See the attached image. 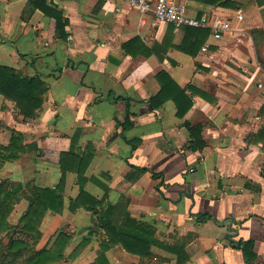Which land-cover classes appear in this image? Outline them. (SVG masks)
Listing matches in <instances>:
<instances>
[{
    "label": "crops",
    "instance_id": "0c3cea01",
    "mask_svg": "<svg viewBox=\"0 0 264 264\" xmlns=\"http://www.w3.org/2000/svg\"><path fill=\"white\" fill-rule=\"evenodd\" d=\"M46 1L67 19L65 40L54 38L50 18L28 0H0V65L39 76L47 88L33 117L0 95V146L14 133L21 144L36 146L6 161L0 178L55 188L61 152L91 153L81 185L75 172L65 173L62 213L48 210L41 221L53 233H67L65 258L89 238L69 264H179L171 248L183 239L181 264H244L239 238L254 241V262L264 264V0H228V6L184 0L193 16L229 18L241 10L245 18H232L217 36L209 30L205 52L169 48L159 59L122 48L133 38L150 48L169 27L130 0ZM171 33L173 44L180 43L183 28ZM160 71L192 99L182 117L170 99L150 106ZM127 100L133 124L122 128ZM188 124L200 126L202 148L187 149L194 143ZM133 139L134 147L127 142ZM81 189L103 199V208L124 199L131 218L151 225L158 244L149 255L117 244L97 261L106 242L97 228L101 208L75 207Z\"/></svg>",
    "mask_w": 264,
    "mask_h": 264
},
{
    "label": "trees",
    "instance_id": "16d2710c",
    "mask_svg": "<svg viewBox=\"0 0 264 264\" xmlns=\"http://www.w3.org/2000/svg\"><path fill=\"white\" fill-rule=\"evenodd\" d=\"M44 15L48 16L53 23L54 38L65 40L67 32L65 26L67 19L63 16L61 10L53 3H48L46 0H28ZM207 4L220 6H228V0H199ZM173 29L169 25L167 33L161 42H155L152 47L145 46L139 38H133L122 44L126 54L135 57L138 54L148 56L154 53L158 59L162 58L169 48H175L183 53L195 56L199 49L203 46L208 34L209 28L202 27H184L183 38L178 44H173ZM70 63V61H69ZM68 63V64H69ZM71 64V63H70ZM264 68V61L261 62ZM155 79L159 84L158 92L150 97L149 103L153 108L159 107L164 101L170 99L176 107V115L182 117L192 105L191 97L186 93V90L170 77L166 71H160L156 74ZM188 89L193 93L204 97V93L198 89L188 86ZM47 88L44 81L39 76H25L15 71L13 68L0 65V95L14 103L17 111L25 117H33L41 108L44 100V93ZM110 96V95H108ZM126 111L124 114V122L122 128L130 127L133 122L130 119L132 114L129 111V103L126 101ZM188 131L191 140H194L187 149L202 148L203 141L200 139V126H190ZM261 137H264V131H261ZM260 135V134H259ZM134 147L137 139L127 140ZM31 149H36L35 145L21 144V136L19 133H14L8 145L0 146V167L6 161L17 159L19 154L25 153ZM91 153L84 155L73 152H61L59 157V165L61 175L59 182L55 188L40 187L30 185V183L12 182L10 185L8 179L0 180V233L8 232L10 224L8 217L13 209V205L19 202L21 194H26L28 190L30 195H27L28 203L25 211L19 218L22 223L21 228L28 234H31L33 239H38L41 235L39 230L40 223L48 210L56 214H61L63 211V196L61 192L64 186L65 173L73 171L78 176V182L84 181V171L90 161ZM140 171L149 170L146 167L139 168ZM153 177H159L161 174L151 171ZM103 199H97L88 194L84 190H80L79 194L72 200L75 207H81L85 210L97 212V207L101 208L99 214V222L97 228H101L106 236L105 244L101 245V252L96 257L97 261L105 260V251L112 245H121L127 252L138 254L140 256H148L150 253L149 247L152 244H158L154 237V229L151 225L137 221L131 218L126 211V202L124 199L119 200L114 205L101 207ZM204 216H210L205 213ZM211 218V217H210ZM94 229L90 227L88 234H91ZM184 240H180L179 244L171 249L178 255L177 263L181 264L187 260L183 244ZM89 241L88 237L82 238L76 248L64 257L63 250L68 242L67 233L63 229H57L55 236L50 242L49 247L37 249L33 254L23 258L25 249L29 244L23 240L9 237L6 244L0 246V264H12L13 261H21L22 264H55L63 259L72 260L81 248ZM241 249L244 264H256L254 262L256 253L254 251V241L252 239H241L234 241Z\"/></svg>",
    "mask_w": 264,
    "mask_h": 264
},
{
    "label": "built area",
    "instance_id": "2783aa9c",
    "mask_svg": "<svg viewBox=\"0 0 264 264\" xmlns=\"http://www.w3.org/2000/svg\"><path fill=\"white\" fill-rule=\"evenodd\" d=\"M52 2V0H49ZM130 5L143 13H151L156 20L164 21L173 28L180 29L184 27H202L209 28L211 34L217 36L220 31L231 28L232 18L243 20L245 18L241 10L234 12L232 17L218 15L207 17L191 15L185 5L184 0H130ZM206 45L201 47V51H206ZM264 80V76H263ZM264 93V83L260 85Z\"/></svg>",
    "mask_w": 264,
    "mask_h": 264
},
{
    "label": "rangeland",
    "instance_id": "374dc122",
    "mask_svg": "<svg viewBox=\"0 0 264 264\" xmlns=\"http://www.w3.org/2000/svg\"><path fill=\"white\" fill-rule=\"evenodd\" d=\"M5 175H7V174L5 173ZM2 178H0V180H2ZM8 181L10 182L9 183L10 185L12 184V182H16L13 180H8ZM27 195H30L29 190L26 194H21V198H20L19 202L15 203L13 205V209H12V211L8 217V222H9L8 224H10L9 231L0 233V246L6 244L9 237H14V238L23 240L29 244V246L24 251V254L22 256L23 258L30 256L37 249H40L42 247H49L50 242L52 241V239L55 236V232L53 233V231H52L53 229H50V228L47 229L46 228V224H45L46 221L43 223L42 222L40 223L39 230L41 232V235L38 239H33L31 237V234L26 233L21 228L22 223L19 221V218L27 207V203H28ZM52 224H54V226H55L56 224H58V222L56 221ZM71 261L72 260L66 259V260H61L55 264H69ZM90 263H91L90 261L87 262V264H90ZM12 264H22V262L18 260V261H13Z\"/></svg>",
    "mask_w": 264,
    "mask_h": 264
},
{
    "label": "water",
    "instance_id": "95a60500",
    "mask_svg": "<svg viewBox=\"0 0 264 264\" xmlns=\"http://www.w3.org/2000/svg\"><path fill=\"white\" fill-rule=\"evenodd\" d=\"M120 95H121V94H120ZM120 95H119V96H120ZM218 223H219V224H223L224 222H218ZM234 232H236V231L234 230ZM229 236H230V235H229Z\"/></svg>",
    "mask_w": 264,
    "mask_h": 264
}]
</instances>
